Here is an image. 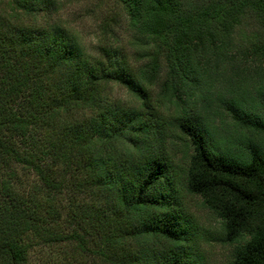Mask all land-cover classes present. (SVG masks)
<instances>
[{"label": "trees", "instance_id": "trees-1", "mask_svg": "<svg viewBox=\"0 0 264 264\" xmlns=\"http://www.w3.org/2000/svg\"><path fill=\"white\" fill-rule=\"evenodd\" d=\"M116 1L134 61L109 42L116 14L95 56L59 0L0 9V264H28L30 234L95 240L110 264H206L191 197L236 245L229 264H264V0ZM11 164L47 203L68 197V233Z\"/></svg>", "mask_w": 264, "mask_h": 264}, {"label": "rangeland", "instance_id": "rangeland-1", "mask_svg": "<svg viewBox=\"0 0 264 264\" xmlns=\"http://www.w3.org/2000/svg\"><path fill=\"white\" fill-rule=\"evenodd\" d=\"M0 9L6 6L5 1L0 0ZM61 10L57 17L65 25L80 35L81 41L88 53L98 56L100 44V23L101 20L110 14H116L121 19L122 26L117 29L118 37H109V42L116 48L126 51L134 61L135 48L129 43L131 36L125 31V20L122 17V9L116 0H59ZM122 17V18H121ZM137 63V62H136ZM138 64V63H137ZM112 96L130 104L134 101L132 95L120 86L114 85ZM111 96V97H112ZM229 119L221 123L224 128L232 129L228 125ZM181 153L178 154V157ZM178 162L181 160L177 159ZM11 170L15 173L14 189L18 192H25L32 195L36 192V199L41 202L42 209L50 211L47 222L56 231L69 232L68 197H59L57 201L50 198L47 203V194L43 193L41 186H38L39 179L34 172L17 164H11ZM6 174V173H5ZM7 175V174H6ZM9 176V175H7ZM30 198V197H29ZM50 206V207H49ZM188 210L199 226L200 237L198 247L205 258L206 264H229L231 254L236 245L223 244L220 241V221L215 213L208 209L198 197H191L188 200ZM57 213L59 215H57ZM53 220V221H52ZM29 246L28 264H110L100 253L95 240L87 241L81 246L76 240L62 242H49L34 234L26 238Z\"/></svg>", "mask_w": 264, "mask_h": 264}]
</instances>
